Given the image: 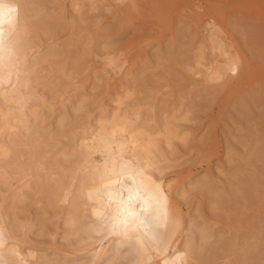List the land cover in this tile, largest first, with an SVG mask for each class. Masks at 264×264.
Returning a JSON list of instances; mask_svg holds the SVG:
<instances>
[{"label": "bare ground", "instance_id": "bare-ground-1", "mask_svg": "<svg viewBox=\"0 0 264 264\" xmlns=\"http://www.w3.org/2000/svg\"><path fill=\"white\" fill-rule=\"evenodd\" d=\"M47 1L0 0V264H264V134H251L223 188L207 174L190 185L165 176L197 146L188 124L201 98L245 85L252 66L235 42L206 24L189 49L177 44L182 28L155 72L141 62L142 40L117 45L94 30L82 0H55L58 10ZM83 1L90 12L100 3ZM104 1L120 24L121 8L135 2ZM101 55L106 68L91 62ZM189 75L186 102L173 86ZM245 97L264 120V78ZM245 97L235 98L241 110ZM211 151L208 143L196 153ZM190 191L207 197L210 216L197 208L185 231L180 202ZM47 241L78 254L48 256L38 249Z\"/></svg>", "mask_w": 264, "mask_h": 264}, {"label": "rangeland", "instance_id": "rangeland-1", "mask_svg": "<svg viewBox=\"0 0 264 264\" xmlns=\"http://www.w3.org/2000/svg\"><path fill=\"white\" fill-rule=\"evenodd\" d=\"M108 1L112 5L118 2V0ZM83 2L82 0L80 5L83 4L82 7L88 12L86 15L93 29L104 31V35L110 38H116L118 40L117 45L129 44L134 40H142L138 46L139 48L143 47L144 58L141 62L145 61V65L151 67V71H161L162 68H157L156 66L158 62L164 63V66L168 65L166 55L169 53L166 52V49L175 47L174 39L171 38L172 33L178 34L184 30L183 34L180 33L179 37L181 40L177 44L193 49L192 47L197 44L200 38L204 39L203 37L207 33L205 25L215 24L220 26L227 36L235 42V47L252 66L246 79L245 87L243 86L239 93L228 94L223 89L217 94L202 97L201 99L205 102L204 108L194 114L197 117L196 122L188 124L190 127V139L198 147L208 143L211 144L212 151L209 154L210 156L207 158L206 155L205 158L199 159L200 155L196 153L198 148L196 146L187 154L181 156L179 164L169 169L165 174V176L179 175V179L182 180L181 184L185 183L186 185H190L191 183L189 182H194L207 174L212 181L214 180L213 184L219 189L226 186L230 178H234L231 175L234 167L237 168L239 166L238 159L244 155L248 142L255 134L254 132L257 131L264 134V120L261 118L263 108L261 106H256V108L250 105L251 101L245 97L252 90L262 89L263 85L264 0H135V2L130 1L129 4H124L123 8H121L123 11L122 24L119 22L118 15L115 16L114 12L106 10L104 0H100L96 7L97 10L94 12L88 11L90 6L88 3ZM59 5L60 1L48 0L43 4V7H51V9L58 10ZM127 15L128 18L126 17ZM241 28L247 31V36L245 37L247 41L244 40L240 33ZM91 48L97 49L95 45L94 47L91 46ZM155 51L156 54L154 53ZM157 54L160 55L159 59H157ZM163 55H165V58ZM208 57L212 60L214 59L213 54ZM91 62L100 68H106L103 55L91 57ZM241 66L242 64L238 67V73ZM110 74L117 76L112 71ZM236 75L233 74V76ZM157 77H161L158 96L168 99L165 77L164 75H157ZM192 81L193 77L189 75L182 82H177V85H174L175 87L173 86V90L186 96V102L192 99L191 96H187ZM240 95L245 97L243 104L246 108L243 110L235 102V98ZM240 110L245 112L240 114ZM232 156L236 159L234 160ZM222 180L226 185L223 184ZM206 198V196H202L197 191H190L187 193V197L180 202L185 214V231H189L193 222L192 219L198 212L197 208L199 210L202 208V212L210 216ZM31 207L32 209L34 208V206ZM56 222L61 225L57 234V240L60 242L63 241L64 227L62 226V219L57 220L55 218L52 223L53 228ZM45 237L48 238L49 236L46 235ZM48 243L49 241L42 243L40 244L42 248H38L40 252L48 256L63 258L66 253L68 256L78 254L75 251L77 248H63V250L62 248H53ZM169 255L174 258L175 251L171 249Z\"/></svg>", "mask_w": 264, "mask_h": 264}]
</instances>
